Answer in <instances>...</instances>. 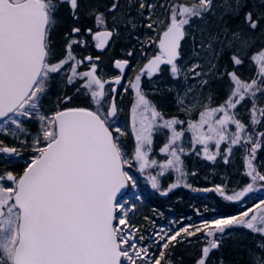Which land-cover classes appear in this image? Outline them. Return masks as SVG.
Instances as JSON below:
<instances>
[{
	"label": "snow or ice",
	"instance_id": "1",
	"mask_svg": "<svg viewBox=\"0 0 264 264\" xmlns=\"http://www.w3.org/2000/svg\"><path fill=\"white\" fill-rule=\"evenodd\" d=\"M65 8L69 22L58 40ZM85 18L97 30L83 27ZM143 29L155 32L148 44L156 52L129 81L135 95L125 128L110 86L121 84L129 59L114 60L121 74L106 78L99 55L78 57L75 49L87 47L86 36L99 50L135 40L125 53L131 58L144 45ZM164 67L171 82L160 86L154 79ZM145 77L161 102L198 117H166L145 92ZM221 91L225 99L215 104ZM0 133L19 145L0 139V264H182L173 260L175 249L198 234L205 242L195 264H212L238 229L253 237L244 246L246 264H264V196L234 214L160 228L145 244L130 219L136 205L124 198L137 187L133 167L158 169L148 173L157 190L159 177L175 172L176 182L161 191L166 196L181 184L192 187L184 182L185 156L228 164L234 149L244 153L249 183L232 194L219 184L192 190L240 203L264 190L256 164L264 152V0H0ZM158 133L165 134L163 162L152 158Z\"/></svg>",
	"mask_w": 264,
	"mask_h": 264
},
{
	"label": "flooded vegetation",
	"instance_id": "2",
	"mask_svg": "<svg viewBox=\"0 0 264 264\" xmlns=\"http://www.w3.org/2000/svg\"><path fill=\"white\" fill-rule=\"evenodd\" d=\"M172 2H174L172 0ZM177 2V1H175ZM82 26L86 28H93V30H97L95 28L94 20L91 18H85L82 20ZM65 31L64 29L62 30ZM155 32L143 29L142 34L140 36V39L144 42L143 47H138L134 56L129 58L125 55L126 51L129 50L130 46L135 43V40L128 41L127 40H119L115 43L109 42V46L104 50L96 49L95 47V41L92 40L90 36H86L85 39L87 40V47L83 48H76L75 52L78 55V57H83L87 55L97 56L99 55L101 57V66L104 68L106 73V78H112L115 76L120 75V71L114 67V60L116 59H129L130 63L128 67L125 69L123 73V78L121 80V84L117 85L116 89V100L117 104L119 105V102H125L129 103L133 101L134 97V91L131 89L129 81L133 80L135 75L139 72L140 68L143 66L144 63H146L147 58L155 54L156 47L154 44L149 45L148 44V37H155ZM85 49L86 53L82 54V50ZM108 52H111V55L107 59V63L104 62V55ZM86 70L85 68H81V71ZM167 72V68L164 67V71L158 76L162 77ZM156 77L154 79V82H158ZM170 80L162 79L161 82L165 85V83H168ZM152 83L148 81V79L145 77L143 80V87L145 92L150 90V86ZM115 85H111L110 87H114ZM127 89V91H125ZM221 94V93H220ZM130 98H129V96ZM128 96V97H127ZM128 101V102H127ZM133 103V102H132ZM132 105V104H131ZM125 107V105H124ZM129 121V127H130V120ZM132 145V141H129ZM190 139L186 140L185 147H190ZM129 144V143H128ZM130 145V146H131ZM157 147L155 144L153 145L154 148ZM222 145V149H223ZM199 149L200 146H197ZM210 149H213L215 151L214 146L210 145ZM259 154L257 156V161H259ZM159 162L162 160L161 158H156ZM186 163H189V160L195 164L198 165V174L197 175H189L187 174L184 178V182L192 185V188H185L183 184H181L180 187L173 189L172 191L168 192V195H162L161 191L166 190L168 186L171 184L168 180L167 174H165L162 177H159L160 180V190L153 189L151 187V184L148 180V173L150 172L152 175H155L159 170L158 169H150L146 173H140L136 171V168L133 167L131 169V172L133 175L136 176L138 186H140L141 193L143 194L139 201L134 203L136 205L135 212L132 213V216H130V219L132 222L140 229V233L145 237V240L142 242L149 243L148 238L153 236V233L156 232V223H164L165 221L174 220L175 225L172 227L178 228L182 224L187 225L188 223H195L199 224L202 219H205L206 216H217L220 214H223L224 211H228L230 214H234L238 210L242 208H238V202H228L219 200L220 198L215 195V200L217 201L216 206L221 209V213L219 214V211H215L213 213H209L206 215L205 210H209L208 207L205 209V192H197L193 191V188H204L206 187V181L202 178L204 175H206V170L208 166L211 164H215L217 174L220 175V177H216L214 179L215 185H225L226 189L229 194H232V191L234 188H237V184L235 183V177L237 170H234V167L236 166L237 161V149H234L233 155L230 157V162L228 164H225L223 160L218 157L216 162L207 161L203 159L202 156H196L190 159L183 158ZM19 170V169H17ZM261 170L264 172V152H261ZM226 171H229L230 173L233 172V174H230V176H226V179H220L222 174H225ZM177 177V176H176ZM172 178V177H171ZM227 178H230V180H227ZM177 179H175L173 182H176ZM131 187H129L125 194L124 198L128 201V196L131 192ZM217 194V193H216ZM213 196V195H211ZM252 199L256 201L257 197L264 196V190L261 192H256L249 194ZM254 202V201H253ZM252 202V203H253ZM132 203V201L130 202ZM251 205V204H250ZM249 205V206H250ZM200 213L198 215L197 213ZM147 217V219H145ZM197 237L190 238L191 245H196L197 248V256L190 259V261L187 264H195L196 259L199 257L200 249L202 245L204 244V239L202 237V234H198ZM189 242H185L184 244H181L178 247L187 246L186 244H190ZM176 248V249H177ZM174 260V256H173Z\"/></svg>",
	"mask_w": 264,
	"mask_h": 264
},
{
	"label": "rangeland",
	"instance_id": "3",
	"mask_svg": "<svg viewBox=\"0 0 264 264\" xmlns=\"http://www.w3.org/2000/svg\"><path fill=\"white\" fill-rule=\"evenodd\" d=\"M173 1L175 2L177 0H173ZM104 2H105V0H101L100 4L102 5ZM61 12H67L68 13V9L65 8ZM160 13H161V18H163V9L160 10ZM61 30H63V29H61ZM85 51L86 50L83 49L82 50V54L86 53ZM110 55H111V52H108V53H106L104 55L103 59H104V62L105 63H107V59H108V57ZM248 74L249 73L246 72V75H248ZM162 79H166V80L169 79L167 72L161 78L160 77L157 78V80H158L159 83H157V82H154V83L157 84V85L163 86L164 84H163V82H161ZM170 82L171 81H169L168 83H170ZM168 83H165V84H168ZM69 91H72V90L69 89ZM146 93H148L149 96H150V98H152L154 101L160 103V106L162 107V109H163L164 114H165L166 117L179 116V118L184 119L185 121H187L190 118H197L198 117V114L197 113H193V117H188V116H185L183 113H180L178 111V109L170 102V99H169V102H161L160 101V97L158 95H153L152 94V85L150 86V90L147 91ZM220 93L217 95V97L215 99V104L222 103L223 100L225 99V93L223 91H221ZM129 98H130V96H129ZM133 99H134V97H133ZM76 100H79L78 104H80L82 101H84L86 103V101H85V99L83 97H77ZM133 101H131L129 103H126V104H124L125 102H122V101L119 102V107L122 109V111L119 112V116H118V121L117 122H118V124L122 125L125 128H129V124H128L129 121L128 120H130V109H131V106H132L131 104H132ZM124 105H125V107H124ZM239 111H240L243 119L244 120H247L248 117H247L246 109L243 108V107H241L239 109ZM28 127H29V129H30V131L32 133H35L36 130H37L38 125H37V123H34L33 122V123L28 124ZM178 127H187V124L185 123V125L178 126ZM0 139H3L4 142H5V144H7L9 146H13L14 144L16 146H19L18 145V142L13 141V139L11 137H5L3 135V133H0ZM125 139H126L127 143H129V146H130L131 144H130L129 141L131 140V138L130 137H126ZM189 139H191V134L190 133H186L185 134L184 141H183L184 146H185L186 140H189ZM164 142H165V134L158 133L156 135V137H155V142H154V144L157 147H155L154 150H153L152 158H154V159L161 158L162 160H160V162H163L164 159H165V155L159 152V148L163 145ZM211 150L213 151V149H211ZM24 155L26 157L28 155V153L25 152ZM193 156L196 157V155H194V154H189V155L185 156L184 158L190 159V158H193ZM243 156H244V153L242 151H240V150H237V159H239V161H237L236 166L234 167V170H237L236 177H235V180H234L235 183L237 184V188H234V190L232 192H238V191H240L247 183L250 182V178L245 175L246 169H245V166H244ZM258 160L259 161H257L256 164H257V166L261 170V153L259 154V159ZM22 163H23V161L22 160H19L16 164H13L12 167H15L16 169H19V164H22ZM0 166H2V161H0ZM184 168H185V172L188 173L189 175H192L191 174L192 172H195L196 173L195 175L198 174V172H196V171H198V168H199L198 165L193 164L190 160H189V163H186L184 161ZM19 170H17V171H19ZM216 170L217 169H216V166H215L214 163L211 164L210 166H208V168L206 170V173H205L206 175H204L202 177L206 181V187H204V188H214L216 186L215 185V182H214V179L216 177H220V175L217 174V171ZM166 174L168 176L169 182H171V183H174L173 181L175 179H177V177H176L177 174L175 172L169 171ZM230 174H233V172L230 173L229 171H226L225 174H222V176H221L220 179L225 180L226 179V176L225 175L230 176ZM227 180H230V178H227ZM143 190H141V188H140V186H138V182H137V187L134 188V189L132 188L131 189V192H130V195L127 197L128 198V201L129 202L132 201V203L133 202L136 203L137 201H139L140 197L143 195L141 193V191H143ZM205 193H206V197H205V204H206V206H205V209H207L206 207H208V209H209V210H205L206 215L209 214V213H213L215 211H219V214H220L221 213L220 212L221 209H219L216 206V204H217L216 202L217 201L215 200V197L214 196L217 195L220 198L219 200H222V198L218 194H216L215 192H205ZM211 195H213V196H211ZM137 197H139V199H137ZM252 202L255 203L256 201L254 199H252L251 196L245 197L244 198V203L238 202V208H243V207L249 206L250 204L252 205L253 204ZM213 209H215V211H213ZM210 215L211 216H206L205 219H212L213 217H215L212 214H210ZM130 216H132V213H130ZM172 222H174V220L165 221L164 223H156V231H159L160 228L168 229V228L174 226L175 224H173ZM242 231L243 230H240V229L235 230V234L233 235V237L231 239H229V240H226V241L229 242V241H232V240H234V241L236 240V242L238 244L240 243V245H243V249L245 251V247L244 246L250 245L253 237L251 236V234H246L244 236H241V232ZM153 238H154L153 236L152 237H149L147 239L148 242L150 243ZM141 242L142 241H140V243ZM227 242H225V245H226ZM186 245L187 246H191V243L190 244H186ZM225 245H224L223 248L226 247ZM194 246L196 248H198L196 245H194ZM222 249L220 251H218V252H221ZM245 254H246V252H245ZM193 255H194L193 257H196L197 256V252H195V254H193ZM212 258H213V256L211 257V261H212V264H213V259ZM246 258L247 257L245 255V257L243 258V260H241L243 262V264H246Z\"/></svg>",
	"mask_w": 264,
	"mask_h": 264
},
{
	"label": "trees",
	"instance_id": "4",
	"mask_svg": "<svg viewBox=\"0 0 264 264\" xmlns=\"http://www.w3.org/2000/svg\"><path fill=\"white\" fill-rule=\"evenodd\" d=\"M93 2L100 4L101 0H93ZM60 17H61V26L57 32L58 40H59L60 34H62L61 29L66 30L68 22H69L67 12H61ZM78 102L79 100H76V103ZM80 104L83 105L85 104V102L82 101ZM223 214H230V213L228 211H224ZM225 246L226 247L223 248L221 252H215L212 255L213 264H218V261L221 257L224 259L225 264H243L241 260H243V258L246 255L243 249V245H240V243L238 244L236 240L235 241L232 240V241L227 242ZM195 252H197V248L194 245L178 247L177 249H175L174 260L180 259L182 260V264H187L190 261V259L194 256L193 254H195Z\"/></svg>",
	"mask_w": 264,
	"mask_h": 264
},
{
	"label": "water",
	"instance_id": "5",
	"mask_svg": "<svg viewBox=\"0 0 264 264\" xmlns=\"http://www.w3.org/2000/svg\"><path fill=\"white\" fill-rule=\"evenodd\" d=\"M114 87H117V85H115Z\"/></svg>",
	"mask_w": 264,
	"mask_h": 264
}]
</instances>
